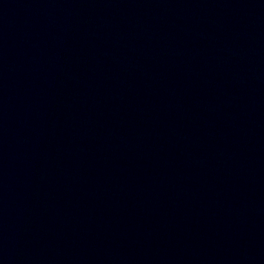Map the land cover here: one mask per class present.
<instances>
[{
  "label": "water",
  "instance_id": "obj_1",
  "mask_svg": "<svg viewBox=\"0 0 264 264\" xmlns=\"http://www.w3.org/2000/svg\"><path fill=\"white\" fill-rule=\"evenodd\" d=\"M0 264H264V0H0Z\"/></svg>",
  "mask_w": 264,
  "mask_h": 264
}]
</instances>
